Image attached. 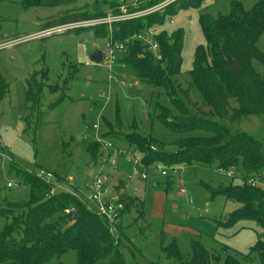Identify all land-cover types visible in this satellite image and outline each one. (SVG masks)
<instances>
[{
    "label": "rangeland",
    "instance_id": "rangeland-1",
    "mask_svg": "<svg viewBox=\"0 0 264 264\" xmlns=\"http://www.w3.org/2000/svg\"><path fill=\"white\" fill-rule=\"evenodd\" d=\"M22 1L0 0V77L8 84V92L0 101V206L9 207L16 214L23 213L30 196V187L22 177L24 173L40 176L56 192L76 191L85 198L83 194L90 190L89 173H97L101 162V154L95 161L91 159L88 146L98 137H106V132L123 150H128L127 143L122 142L126 141L122 137L128 133L137 132L164 142L166 151L175 150L180 138L192 134L176 131L170 126L169 120H173L179 111L165 90L141 81L130 64L126 63L122 68L124 57L121 54L116 53L111 66L107 61L96 63L90 58L106 41L105 37L95 36L92 28L104 24L109 27L105 19L110 11L109 1L98 0L102 13L106 15L78 22L62 32L57 31L61 28L43 31V24L50 17L93 11L94 4L99 7L96 0L32 7H26ZM177 1L165 0V6L162 3L161 9L149 14L156 15L147 16L158 28L183 30L181 72L175 76L176 85L179 84L177 91L184 103L195 111L180 90L188 89L191 101L203 104L200 92L192 85L191 76L197 47L207 46L199 22L200 14H227L233 0H205L199 8H179V5H173ZM236 1L246 9L257 2ZM154 5L150 9L154 10ZM148 17L146 22L149 24ZM52 31L56 32L47 34ZM94 43L99 45L94 46ZM256 48L264 53V32ZM254 65L264 71V66L257 61ZM70 67L77 69L75 78L65 81L66 98L56 107H50L61 95L60 86L70 75L69 69L73 71ZM43 69L48 70L50 86L57 87L58 91L44 89L40 107L28 124L25 121L28 114L26 79ZM230 102L235 105L233 98ZM161 106L169 109V118L159 117ZM216 121L227 125L232 133L245 131L264 142V115H245L239 122H228L220 117ZM94 124L98 129H94ZM114 133L116 137H113ZM207 134L197 130L193 135ZM151 144L156 150L161 147L159 143ZM132 154L142 157L137 147L132 149ZM133 169L131 161L120 157L117 170L109 174L113 179H121ZM175 169H178L177 175L172 174L170 178L149 168L147 180L134 177L128 181V192L144 200L145 212L144 217H138L140 214L132 208L118 221L122 229L114 234L120 241L126 263L184 264L170 258L166 252V247L176 239L183 262L190 261L192 240H199L208 249L211 264H221L217 263L215 255L223 258L227 253L236 254L242 264H261L250 249L258 239H264L262 228L256 221L246 219L228 226L219 224L241 204L222 195L212 197L206 189L207 184L228 185L239 182V178L227 176L216 163L208 166L195 163ZM48 173L53 176L49 177ZM179 176L188 190L187 194L178 192ZM9 182L14 186L7 187ZM157 182L159 186H155ZM168 183L171 186L166 189ZM161 199L163 201L159 203ZM7 221L6 217H0V227ZM15 237L21 240L23 231L16 232ZM59 263L79 264L77 251L70 249L47 262Z\"/></svg>",
    "mask_w": 264,
    "mask_h": 264
},
{
    "label": "trees",
    "instance_id": "trees-1",
    "mask_svg": "<svg viewBox=\"0 0 264 264\" xmlns=\"http://www.w3.org/2000/svg\"><path fill=\"white\" fill-rule=\"evenodd\" d=\"M75 1L77 0H23L22 2L26 7H32L60 6ZM108 1L109 9L117 6L116 0H105ZM159 1L161 0L147 1L142 7L154 5ZM181 1L178 0L173 5H179V8H199L205 2V0ZM96 3L99 7L96 8L94 4L93 11L50 17L43 24L42 30L106 15L101 11V3L98 0ZM148 16L114 24L112 32L107 29V24L92 29L97 37H105L107 40L112 33L115 39L124 40L155 27L154 20H150ZM147 17L149 24L146 22ZM199 22L207 46L197 47L191 76L192 85L200 92L203 104L192 102L188 89L180 90L184 92L195 111L184 103L177 91L179 84L176 85L178 81L175 76L181 72L182 64V29L172 31L163 29L160 32L158 39L163 54L161 60H156L152 52L139 40L130 43L127 55L123 56L124 61L134 68L141 81L165 90L170 101L179 111L173 116V120H169L170 126L176 131L192 134L180 138L176 142L178 148L173 151H166L164 142L161 143L151 136L137 132L124 134L122 138L126 141L122 142L127 143V146L137 147L146 164L181 168L182 165L195 163L206 166L216 163L220 170L235 167L237 173L234 177H238L239 182L206 186L212 197L222 195L228 200H235L241 204L229 213L224 222L218 223L228 226L244 219L254 220L262 228L264 235V188L253 187L247 183L249 177L264 171L263 139L245 131L232 133L227 125L216 121L220 117L228 122H239L245 115H264V71L258 70L254 65V61H257L264 66V53L256 48V43L264 32V0H257L250 9H246L240 1L233 0L229 13H219L216 16L201 13ZM70 68L73 71L69 69L70 75L66 76L63 86L59 88L61 95L50 104V107H56L66 98L65 81L75 78L77 67ZM7 85L0 77V101L8 92ZM26 85L28 114L25 121L30 124L35 111L40 107L44 89H54L51 90L52 92L58 90L48 83L47 69L33 72L26 79ZM232 98L235 100L234 106L230 102ZM158 115L169 118L171 112L161 106ZM197 130L208 134L193 135ZM107 134L110 133L106 132V137ZM113 137H116L115 133ZM153 142L159 143L163 148L153 150L151 148ZM88 151L91 159L95 161L100 157L101 146L96 141L92 142L88 146ZM172 174L177 175L171 170L166 177L170 178ZM22 177L30 187L29 201L23 213L16 214L9 207L0 206V217L8 219L6 224L0 227V264H47L70 249L77 251L79 264H127L118 237L111 233L105 220L89 210L83 201L68 191H55L51 195L52 185L40 176L24 173ZM179 179H182L181 176L178 177V181ZM126 184L123 178H119V184L115 186L118 190L124 189L121 194V200L125 204L122 217L132 208H136L140 214L138 217H144V200L127 192ZM155 186H159V183ZM170 186L171 184L168 183L166 189ZM118 225L120 229L118 230L121 232L122 226ZM19 230L23 231L21 240L15 237V233ZM191 244L192 253L189 262L182 261L176 239L166 247L167 255L184 264H211V255L204 244L199 240H192ZM250 253L256 254L261 264H264L263 237L251 247ZM215 258L217 263L222 262L221 264H242L233 253H227L223 258L215 255Z\"/></svg>",
    "mask_w": 264,
    "mask_h": 264
},
{
    "label": "built area",
    "instance_id": "built-area-1",
    "mask_svg": "<svg viewBox=\"0 0 264 264\" xmlns=\"http://www.w3.org/2000/svg\"><path fill=\"white\" fill-rule=\"evenodd\" d=\"M146 1L148 0H117V6L114 9H109L110 11L107 13V17L105 18L107 20L106 22L109 24V31L112 32L114 24L123 21L139 19L149 15L152 12L154 13L155 11H158V9H161V7L164 5L163 2H165V0H163L158 5H154V7H156L154 10H152L150 9L152 6H148V8L142 7L143 4H146ZM77 23L78 22L59 26L45 31L61 28L57 31L62 32L68 30ZM162 30V28H158L156 26L151 27L148 30L127 37L124 40L115 39L111 33L110 38H108L102 45L94 43V46H100V48L97 50L103 51V61H107L108 66H111V64L115 61L116 53H119L122 56L127 55L130 43L135 40L142 42L143 45L152 52L156 60H161L163 58V54L161 52L158 35ZM54 32L56 31L48 32L47 34ZM126 63L127 62L124 61L121 67L124 68ZM124 77L126 76L124 75ZM93 127L94 129H98L97 124H94ZM96 142L101 146V162L99 171L97 173L92 172V176H90L91 178L88 182L90 190L88 193L83 194L85 198L80 197L76 191L72 193L81 201H83L89 210L94 211L97 215L102 217L105 220L108 229L112 234H114V232H119L120 230L118 221L121 220V214L125 207L124 202L121 200V194L124 192V189L120 188L118 190L115 186L119 184V179H113V177H111L109 174L110 171L115 172L117 170L119 158L123 157L134 164L133 171L123 178L127 184L128 181H131L134 177H138L144 181L147 180L149 168H153V170L160 173L161 176H168L171 170H173V172H177V169H175V167L171 168L161 164H146L142 157L138 158L132 154V149L135 148V146H127L128 150H123L118 147L111 138L108 137H98ZM151 148L156 150L155 147ZM112 154L117 155V157H114ZM223 171L229 177H234L237 173L235 167H229ZM48 176L52 177L53 175L48 173ZM70 183H73V181ZM247 183L253 187L264 188V171L249 177L247 179ZM179 184V192L183 195L187 194L188 190L185 187L182 179H179ZM7 185L8 187L14 186V184L11 182L7 183ZM54 193L55 189L52 187L50 194L53 195ZM69 211L70 209L67 210V212ZM205 212H207V210Z\"/></svg>",
    "mask_w": 264,
    "mask_h": 264
},
{
    "label": "water",
    "instance_id": "water-1",
    "mask_svg": "<svg viewBox=\"0 0 264 264\" xmlns=\"http://www.w3.org/2000/svg\"><path fill=\"white\" fill-rule=\"evenodd\" d=\"M90 58L96 62L100 63L103 61V51L102 50H96L91 55ZM89 176H92V172L89 174Z\"/></svg>",
    "mask_w": 264,
    "mask_h": 264
},
{
    "label": "crops",
    "instance_id": "crops-1",
    "mask_svg": "<svg viewBox=\"0 0 264 264\" xmlns=\"http://www.w3.org/2000/svg\"><path fill=\"white\" fill-rule=\"evenodd\" d=\"M90 173H91V172H90ZM90 173H89V174H90ZM157 183H159V182H157ZM183 183H184V182H183ZM155 184H156V183H155ZM126 190H127V192H128V189H127V188H126ZM178 192H179V190H178ZM179 193H180V192H179ZM131 194H132V193H131ZM180 194H181V193H180ZM132 195H133V194H132ZM182 195H183V194H182ZM162 201H163V200L161 199L159 203H162Z\"/></svg>",
    "mask_w": 264,
    "mask_h": 264
}]
</instances>
